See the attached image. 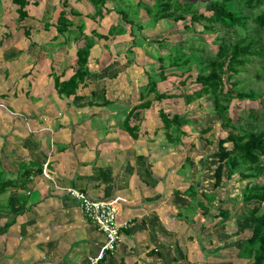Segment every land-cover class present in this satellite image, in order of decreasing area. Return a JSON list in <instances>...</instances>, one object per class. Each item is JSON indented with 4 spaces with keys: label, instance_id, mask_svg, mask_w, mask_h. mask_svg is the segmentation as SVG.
Wrapping results in <instances>:
<instances>
[{
    "label": "crops",
    "instance_id": "1",
    "mask_svg": "<svg viewBox=\"0 0 264 264\" xmlns=\"http://www.w3.org/2000/svg\"><path fill=\"white\" fill-rule=\"evenodd\" d=\"M62 3L28 0L21 18L14 0H0V264H91L104 237L69 188L115 201L118 220L129 223L116 250L96 264L196 261L187 240L191 183L185 185L181 171L187 157L165 138L162 123L150 130L147 112L137 138L123 124L141 85L117 94L115 83H99L89 58L78 96L55 86L54 76L63 81L74 74L77 51L67 34L54 38L56 27L45 26L57 21Z\"/></svg>",
    "mask_w": 264,
    "mask_h": 264
},
{
    "label": "rangeland",
    "instance_id": "2",
    "mask_svg": "<svg viewBox=\"0 0 264 264\" xmlns=\"http://www.w3.org/2000/svg\"><path fill=\"white\" fill-rule=\"evenodd\" d=\"M99 1L103 2V15L96 18L92 17L96 7L91 0H67L61 6L68 9L70 14L71 11L75 12L72 13L73 16L70 15V18L76 22L71 30L77 31L83 26L82 31L89 34L93 28L96 29L94 37L98 44L92 50L90 62L96 63L94 65L97 66L96 78L99 83L101 82L102 86L104 82L115 83L117 94L124 93L121 91L125 86L126 95H129L130 85L135 84L134 87L141 85L134 90L135 97L138 98L141 92H147L144 86L147 83V74L150 73L157 80L158 89L161 92L192 91L198 87L194 82L197 73L202 69L209 73L212 68H207V66L211 63L216 62L218 73L223 75V71L219 67L226 64L227 55L235 41L244 36L255 40L254 49L257 53L253 54L252 59L242 67L238 76L233 77L226 84H219L215 94L206 95L189 104L183 97L168 98L160 103L155 102L150 108L144 110V113L147 112L149 118L153 120V124L151 123L150 126L151 131L155 127L154 123H161L158 115L159 107L189 119L190 123L183 126L186 134L181 135L182 142L177 144L180 155L187 157L182 162L181 170L184 176L189 178L185 180V185L191 183L190 185H193L197 191L214 194L216 199L213 201V205L221 204L231 212L229 221L213 228L210 226L208 218L198 210L196 201L191 200L190 212L186 214L191 223L187 240L193 243L191 246L195 245L194 249L199 258L188 264H204L203 261L201 262V256H205V264H243V260H240L236 253L239 255L238 253L242 252L239 251V248L250 232L247 226L248 222L239 219L238 215L244 211L241 202L246 185L264 184V160L262 158L255 165L243 164L238 172L230 178L225 177L221 187L216 188L214 175L217 156L214 153V146L216 139L226 136L229 130L260 132L264 129V29L256 30L250 23L251 29L245 30L237 27L233 31L220 24H214L211 32H204L205 22H193L192 26L195 29L185 30L183 23L190 22V17L195 11L209 14L206 9L209 0H181L190 4L188 12L170 10L169 14L159 21L148 17L146 10L140 6L139 0ZM145 1L152 2L151 0ZM262 9L264 10V6ZM58 11L59 8L56 15ZM257 12L254 11L252 14ZM128 20L135 21L136 25H131ZM74 36L72 33L68 34L71 39L72 53L83 47V38H80L79 41L75 38L72 43ZM38 40H41L42 46L48 42L47 39ZM219 48L225 49L222 56H217ZM176 51L185 53L186 57L190 58L189 62L175 60ZM160 63H163L168 73L173 69H178L182 73L188 67H191V71L185 72L181 76L171 74L166 80H161L158 75L161 68ZM233 81L239 82V89L245 92L252 91L255 96L254 100L233 99L231 102H226L224 91ZM137 84L138 86H136ZM100 90L102 91L103 88ZM152 97L153 94L150 95V98ZM228 105V110L222 108ZM250 109L257 110V116L251 114ZM230 118L232 119L230 120ZM205 127H210L211 131L202 134L200 129ZM158 133L163 135L162 127ZM174 133L175 136L178 135L176 132ZM209 139L215 140V142L209 144ZM242 172H254L260 176L241 179ZM234 204H237L235 209ZM205 223L207 228L202 229L199 234L198 230ZM242 228L245 230L243 233L234 234L235 231ZM221 233L227 234L228 237L220 238ZM178 262L187 264L181 257Z\"/></svg>",
    "mask_w": 264,
    "mask_h": 264
},
{
    "label": "trees",
    "instance_id": "3",
    "mask_svg": "<svg viewBox=\"0 0 264 264\" xmlns=\"http://www.w3.org/2000/svg\"><path fill=\"white\" fill-rule=\"evenodd\" d=\"M19 6L17 12L21 18L28 15L25 6L28 0H14ZM96 9L92 14V17H102V1L91 0ZM151 3L145 0H139V4L146 10V14L149 18L154 21H159L169 14L170 10L173 12H188L190 4L182 2L181 0H151ZM67 2V0L63 1ZM264 0H209L206 9L209 14L199 13L195 11L191 17L190 22L185 21V30H194L192 26L193 22H205L203 25L204 32H211L214 24H220L222 27L230 30H236L237 27H241L245 30L251 29L250 23H252L253 28L256 30L264 29ZM174 8V9H173ZM247 11V12H246ZM254 11H258L252 14ZM172 12V13H173ZM75 13L70 11L65 7H61L57 21L55 23L46 22L45 26L50 27L54 25L57 30V35L54 38H58L60 35H66L68 37L69 33L74 34L75 38H83V47L77 49L76 51V62L74 67V74L67 80H60V76H54L55 86L57 87L60 94H66L67 96L76 94L80 85L85 84L86 77L90 74L88 67L89 58L91 54V49L98 42L94 37L96 29L93 28L89 34L82 31L80 27L77 31L72 29V26L76 22L70 18V15ZM124 14V13H123ZM74 15V14H73ZM72 15V16H73ZM131 25L135 26L136 22L133 20H128ZM139 25V24H138ZM140 28V26H139ZM112 32V31H111ZM256 42L254 39L244 36L237 41H235L231 46V51L227 55V62L225 65L219 67L223 71L221 76L216 69L217 63L213 62L207 66L211 67L212 70L209 73L205 72V69L198 72L194 82L198 85L192 91H180V93H171L168 91L161 92L158 89V83L154 75L147 74V83L144 89L147 91L145 93L141 92L139 96V102L135 103L129 110L127 116L124 119V127L128 130L133 138L138 137V130L141 126V121L143 120V111L150 108L155 102L160 103L168 98L183 97L187 104L202 98L206 95H213L218 89V85L226 84L231 81L233 77H236L241 72L242 67L252 59V55L256 54L254 47ZM224 48H219L217 56H222L224 54ZM174 59L179 62L190 60L186 57L185 53L181 51H176ZM159 78L161 80H166L169 75H184L185 72L191 71V67H188L182 73L180 71L173 69L172 72L167 71L164 68L163 63H160ZM239 82L233 81L230 86H228L224 95L226 96V102H231L233 99L238 100H254L255 96L252 91L245 92L238 88ZM153 97L150 98V95ZM78 96V95H77ZM109 100L104 99L99 102V104H107ZM219 104V103H217ZM216 104V106H218ZM224 110H228L229 105L222 107ZM251 114L257 116V110L250 109ZM158 115L160 117L161 123L163 125V130L165 138L177 145L180 144L181 135L186 134L183 130V126L190 123L189 119H186L183 115L178 113H170L164 108H158ZM232 118H230L231 120ZM210 127H205L200 129L202 134L210 132ZM176 132L178 135L175 136ZM215 142V140L209 139V144ZM208 147V144H207ZM214 153L217 156V164L215 167V181L214 186L216 188L221 187L222 181L225 177L230 178L236 172L240 170L243 164L245 165H255L258 164L261 159L264 160V129L260 132H237L235 130H229L227 135L224 137H218L214 146ZM263 170L262 167H260ZM260 176L258 173L254 172H242L241 179H248L252 177ZM187 195L190 196L192 200L196 201L198 210L205 215L209 224L213 228H217L220 225L226 223L231 219L230 209L223 207L221 204L213 205L216 197L214 194H207L204 191H197L193 185H190L185 191ZM237 204H234V209ZM244 211L238 218L241 220H246L247 226L249 227V235L244 240L243 251L240 257H246L247 264H264V184H247L243 193V199L241 202ZM212 209H214L212 211ZM237 209L235 210V213ZM206 225H201L204 229ZM245 230L239 229L235 231L234 234H241ZM228 235L225 234L224 238ZM193 238V237H191ZM212 238V237H211ZM244 254V255H243Z\"/></svg>",
    "mask_w": 264,
    "mask_h": 264
},
{
    "label": "built area",
    "instance_id": "4",
    "mask_svg": "<svg viewBox=\"0 0 264 264\" xmlns=\"http://www.w3.org/2000/svg\"><path fill=\"white\" fill-rule=\"evenodd\" d=\"M46 178L52 179L46 167L43 170ZM68 192L79 202L80 209L90 223L95 225L104 237V243L99 254L95 258H90L91 264H96L105 253H113L122 241V230L128 226L127 222L118 220V207L115 201L95 199L88 193L69 188Z\"/></svg>",
    "mask_w": 264,
    "mask_h": 264
}]
</instances>
